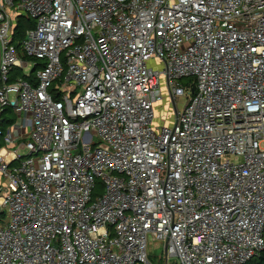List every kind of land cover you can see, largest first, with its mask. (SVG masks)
Returning <instances> with one entry per match:
<instances>
[{"label":"built area","instance_id":"2783aa9c","mask_svg":"<svg viewBox=\"0 0 264 264\" xmlns=\"http://www.w3.org/2000/svg\"><path fill=\"white\" fill-rule=\"evenodd\" d=\"M263 231L264 0H0V264H249Z\"/></svg>","mask_w":264,"mask_h":264},{"label":"rangeland","instance_id":"374dc122","mask_svg":"<svg viewBox=\"0 0 264 264\" xmlns=\"http://www.w3.org/2000/svg\"><path fill=\"white\" fill-rule=\"evenodd\" d=\"M149 65L154 67L155 69L158 67L157 65L153 64L152 61L149 62ZM30 69L25 70V72H29ZM191 79H182L181 84L183 86H187V84L190 82ZM161 90L163 99L162 101L155 107V124H161L163 121V117H166V121L169 123V119L171 115H174V112L172 108L169 107V99L166 92V89L164 87V81L163 78H161ZM190 97V92L186 91L183 96L176 98V111L180 112L182 111L184 105L188 101ZM146 250L149 257V261L151 264H164V254H163V245L152 239L150 236H147L146 238ZM167 264H175L173 259H168Z\"/></svg>","mask_w":264,"mask_h":264},{"label":"trees","instance_id":"16d2710c","mask_svg":"<svg viewBox=\"0 0 264 264\" xmlns=\"http://www.w3.org/2000/svg\"><path fill=\"white\" fill-rule=\"evenodd\" d=\"M33 22L31 20H28L22 16H17L16 21L13 26V35H14V41L19 42L23 39L24 31L28 28L33 27ZM13 79L14 78H23V74L20 73L19 70H15ZM189 80V79H188ZM192 83V80L188 84ZM7 114L9 117V122H13L14 118L12 117L9 110H7ZM263 240H264V231H263ZM249 264H264V249L260 252L259 256L255 259H253Z\"/></svg>","mask_w":264,"mask_h":264},{"label":"crops","instance_id":"0c3cea01","mask_svg":"<svg viewBox=\"0 0 264 264\" xmlns=\"http://www.w3.org/2000/svg\"><path fill=\"white\" fill-rule=\"evenodd\" d=\"M15 70H19V69H15ZM15 70H14L13 73H12V77H11V80H12V81L15 79V78L13 79L14 73L16 72ZM19 71H20V73L23 74V72H22L21 70H19ZM30 72H31V71H30ZM31 73H33V72H31ZM16 78H17V77H16ZM157 124H158V123H157Z\"/></svg>","mask_w":264,"mask_h":264},{"label":"water","instance_id":"95a60500","mask_svg":"<svg viewBox=\"0 0 264 264\" xmlns=\"http://www.w3.org/2000/svg\"><path fill=\"white\" fill-rule=\"evenodd\" d=\"M191 93H193V89H191Z\"/></svg>","mask_w":264,"mask_h":264}]
</instances>
